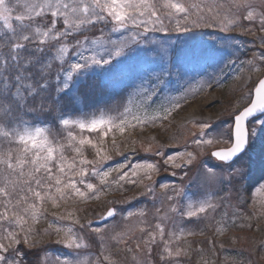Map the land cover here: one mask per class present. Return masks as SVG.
<instances>
[{"label": "snow or ice", "instance_id": "6c2138e0", "mask_svg": "<svg viewBox=\"0 0 264 264\" xmlns=\"http://www.w3.org/2000/svg\"><path fill=\"white\" fill-rule=\"evenodd\" d=\"M198 28L254 36L261 52L247 61L248 70L264 73V0H0V264H121V251L132 254L131 264H154L147 259L154 253L160 264H184L182 258L192 251L187 238L205 232L179 226L174 217L185 225L197 226L214 220L219 208L215 194L206 192L201 198H187L179 204L184 189L160 182L161 207L153 214L156 222L148 225L146 209L128 211L125 218L131 221L135 217V224L114 234H109L107 223L93 226V220L82 216L76 205L98 201L114 186L124 191L125 184L142 185L154 200L157 198L153 176L161 171L158 163H132L127 158L115 166L107 162L112 160L110 153L123 154L122 148L128 145L131 152H136L135 139L118 142L117 136L124 137L128 130L149 124L155 126L181 107V98L152 107L165 75H171L174 65L168 59L172 42L156 40L149 33H191ZM94 30L100 35L89 36ZM114 33L120 38L113 40ZM140 45L154 46L151 51L155 59L149 63L168 59L169 66L159 72L150 70L149 79H154L157 86L150 90L141 86L145 102L135 111L129 101L130 106L117 116L101 112L99 116L75 119L62 113L53 115L51 122L39 118L45 113L62 112L61 100L71 99L72 89L87 69L112 65L116 58ZM244 71L242 64L241 74ZM53 79L54 92L60 95L46 97ZM235 79L240 80L241 75ZM25 115L34 119L26 120ZM224 123L219 130L209 122L194 123L193 127L199 129L192 133L195 151L185 148L165 156L161 149L154 155L164 157L163 164L172 169L190 171L198 163L200 176L209 188L240 183L247 172L237 161L264 135V79L254 87V98L249 92L248 103L237 106L231 122ZM89 150L93 159L88 158ZM144 150L152 152V146ZM206 153L220 163L210 165L202 160ZM171 175L177 173L172 171ZM256 193L261 197L259 215L264 217V184L256 188ZM117 213L115 207H108L100 220L115 219ZM229 221L235 225L224 211L220 220L208 227L214 228L217 237H223L229 231ZM42 222L46 224L43 228L39 227ZM136 232L141 235L136 237ZM51 237L66 250L64 253L53 254L43 247ZM232 243H236L235 238ZM211 244L214 255L215 240ZM94 247L95 254H90ZM32 254L34 259L29 260ZM200 256L202 264H216L205 257L203 248ZM232 264L242 262L235 260Z\"/></svg>", "mask_w": 264, "mask_h": 264}, {"label": "rangeland", "instance_id": "374dc122", "mask_svg": "<svg viewBox=\"0 0 264 264\" xmlns=\"http://www.w3.org/2000/svg\"><path fill=\"white\" fill-rule=\"evenodd\" d=\"M245 24L247 25V22ZM104 31L105 34H108L107 28ZM88 35L98 36L100 33L95 30ZM259 35L262 34L257 33V36ZM149 36L156 40L172 42L168 59L174 65L171 68V75H165V82L160 86L156 104L152 107L158 108L159 104L167 103L172 98H181V107L173 112L167 120L157 121L155 126L149 124L143 128L130 129L124 137L118 138V142L125 138L135 139L137 152L133 153L131 157L126 155L108 166L124 163L125 158L132 163L145 160L158 163L161 171L158 175L153 176V181L157 183V198L154 200L152 194L146 193L142 185H133L132 190L106 195L103 200H98L91 205L96 206L105 201L109 207L113 206L118 210L115 219L110 222L111 229L114 230L113 234L124 231L126 225L130 223L135 224V217L131 221L125 218L128 211L146 209L147 223L152 225L156 222L153 215L155 209L161 207L162 193L158 185L160 182H167L179 185L184 189V193L178 200L179 204H184L187 198H201L207 192L215 194L216 202L219 204L215 217L218 214L221 218V214L227 211L229 217L235 220L243 207L250 210L256 218L261 217L258 203L261 197L256 193V188L260 184H264V135L256 139L249 150L237 161V164L247 172L246 179L240 183H225L209 188L200 176L198 163L190 171L188 169H172L163 164L164 157L154 155L157 150L161 149L165 152V156L184 151L185 148L188 151H195L196 146L191 143L195 138L192 133H198L199 129L193 127L194 123L209 122L219 130L225 127V121L231 122V114L236 111L237 106L242 107L248 103L249 92L253 91L257 80L264 74L249 71L247 65V61L252 60L254 54L258 56L261 52L259 40L240 31L222 32L218 28H198L191 33L157 32L149 33ZM111 38L119 39L120 34H111ZM153 47V45H140L125 56L116 58L112 65L92 66L87 69L79 76L80 82L71 92L75 111L65 115L73 119L91 117L92 115L99 116L101 112L117 116L123 112L125 107L130 106L129 101H131L133 111L143 105L145 94L141 86L143 85L149 90L157 86L154 79H149L150 70L155 69L156 72H159L162 67L169 66L168 59L164 62L156 60L155 63H149L155 59L151 51ZM85 55H91V53H85ZM242 64L245 68L243 74L240 72ZM237 75H241L240 80L235 79ZM89 76L101 83L106 93L100 98L84 101L79 95V87ZM94 87L95 85L92 86L93 89ZM149 145L152 146V152L144 150ZM216 147H226V145H217ZM201 159H206L210 165L220 163L209 158L207 153ZM172 171H175L177 175L172 176ZM185 171L188 172L187 176L184 175ZM223 171L225 173L228 171L226 166L223 167ZM115 175L113 173V178ZM221 192L224 202L219 199ZM223 205L225 208L221 212L219 209ZM84 206L86 205L76 207ZM164 207H167V202ZM262 218L260 223L264 225V217ZM174 220L179 226H186L191 230L190 224L185 225L179 217H174ZM169 228H171V221ZM227 234L244 247H254L259 242L258 236L254 235L251 230L236 229L232 227L231 221H229ZM140 235L139 232L135 233L136 237ZM180 243L182 244L183 241ZM131 245L132 241L130 240L129 246ZM90 254H94L93 251ZM138 255L141 259L144 258L142 253ZM156 257L154 253L147 259L156 264Z\"/></svg>", "mask_w": 264, "mask_h": 264}, {"label": "trees", "instance_id": "16d2710c", "mask_svg": "<svg viewBox=\"0 0 264 264\" xmlns=\"http://www.w3.org/2000/svg\"><path fill=\"white\" fill-rule=\"evenodd\" d=\"M95 80H96L95 78H93L92 76H89L87 80L80 85L79 95L84 101H88L93 98H100L102 97V95L106 93V90L103 88L102 84L99 83L97 80L96 81ZM92 82H94L93 85H95L94 89L92 88L93 86ZM55 87L56 85L53 79V83L50 85L48 92H46L44 95L46 97L53 96V95H56V96L60 95L59 93L54 92ZM72 99H73L72 97L71 99L69 97H64L61 100V104L63 105L62 112L60 110H57L51 115L45 113V114H42L39 118L41 120H48L49 122H51L53 115L59 117L62 113L68 114V113L74 112L75 106H74V102ZM24 119L33 120L34 117L32 115H25ZM118 138L120 137L117 136V139ZM109 143H110V137H109ZM130 148L131 146L123 147L122 148L123 154L117 153V152L110 153L112 155V160L108 161L107 165L121 160L126 155L131 157L132 154L135 152H131ZM88 158L89 159L94 158L91 150L88 151ZM93 182H96V181H93ZM124 189H125L124 191L132 190L133 185L125 184ZM124 191H117L115 190V186H114L113 191L108 193L107 195L112 194V193H119V192L121 193ZM105 196H102L99 201L103 200ZM219 196H220L219 199H221V201L224 202V199H223L224 196L222 192L220 193ZM95 202L96 201H90L88 203L89 205L79 204V206L86 205L84 207L79 208L81 210V215L86 216L87 219L92 220L95 217L100 216L109 207L105 203V201L100 204H97L96 206L91 205ZM224 208H225V205H223L219 210L222 212ZM84 209H87L86 213L83 212ZM63 210L64 209H60L59 211H63ZM50 211H53V210L50 209ZM249 217H251V219H248ZM218 218H220V216L217 214L214 220H205L203 222H200L199 226H197L196 224H190L192 231L199 233L201 230H203L205 232V235L201 236L197 234L195 236L187 238L188 241L192 245V251L189 257L182 258V260L184 261V264H202L201 256H200L201 248L204 249L205 257L206 258L210 257L212 260L216 262V264H232V262L235 260L242 262V264H264V225L260 223L263 218L262 217L256 218L250 210L243 207L242 211L239 212L237 218L235 219V225H232V227L236 229L251 230L254 233V235L258 236V239H259L258 244L250 248L241 246V244L237 241L236 243H232L233 237L227 233L223 237H217L215 235L214 228L208 227V225L209 224L214 225L215 221H217ZM49 219H51L50 216H49ZM111 221L107 223L109 234H113L114 232L111 229V226H112L110 224ZM244 224H252L253 226L250 228L240 227V225H244ZM45 226L46 224L42 222V224L39 227L43 228ZM213 240H215V243H216V247L214 249V253H215L214 255L212 254V244H211V241ZM220 243H223L224 245L222 248L219 247ZM43 247L49 250L53 254L64 253L66 251L65 249L62 248L61 245H58L55 243V237L46 239ZM113 250L114 251L116 250V246L114 244H113ZM92 251L95 254L96 248L94 247ZM125 257H127L126 260H125ZM32 259H34V254L29 256V260H32ZM120 259H121V264H131L132 254L121 251ZM155 261H156L155 262L156 264H160L158 257H156Z\"/></svg>", "mask_w": 264, "mask_h": 264}, {"label": "water", "instance_id": "95a60500", "mask_svg": "<svg viewBox=\"0 0 264 264\" xmlns=\"http://www.w3.org/2000/svg\"><path fill=\"white\" fill-rule=\"evenodd\" d=\"M260 79H264V74H263V75L257 80L255 86L258 84V81H259ZM255 86H254V87H255ZM252 98H254V88H253V91H252ZM257 115H260V114L257 113ZM112 207H113V206H112ZM111 220H113V219H112V218H109L107 221H102V220H100V217H97V218H95V219L93 220V222H94V225H95V226H103L104 223H108V222L111 221Z\"/></svg>", "mask_w": 264, "mask_h": 264}]
</instances>
